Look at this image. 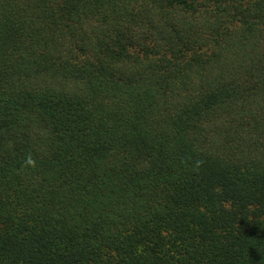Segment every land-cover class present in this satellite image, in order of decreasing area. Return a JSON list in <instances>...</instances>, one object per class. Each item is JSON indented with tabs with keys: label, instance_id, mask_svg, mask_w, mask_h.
<instances>
[{
	"label": "trees",
	"instance_id": "trees-1",
	"mask_svg": "<svg viewBox=\"0 0 264 264\" xmlns=\"http://www.w3.org/2000/svg\"><path fill=\"white\" fill-rule=\"evenodd\" d=\"M0 264H264V0H0Z\"/></svg>",
	"mask_w": 264,
	"mask_h": 264
},
{
	"label": "clouds",
	"instance_id": "clouds-1",
	"mask_svg": "<svg viewBox=\"0 0 264 264\" xmlns=\"http://www.w3.org/2000/svg\"><path fill=\"white\" fill-rule=\"evenodd\" d=\"M26 163L29 164V165H32L34 162L31 159V157L29 156V157L26 158Z\"/></svg>",
	"mask_w": 264,
	"mask_h": 264
}]
</instances>
